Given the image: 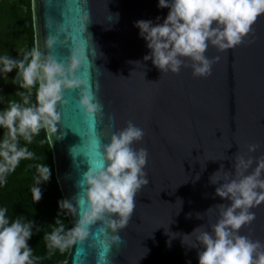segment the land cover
I'll use <instances>...</instances> for the list:
<instances>
[{"label": "water", "instance_id": "obj_1", "mask_svg": "<svg viewBox=\"0 0 264 264\" xmlns=\"http://www.w3.org/2000/svg\"><path fill=\"white\" fill-rule=\"evenodd\" d=\"M158 4L32 0L35 49L43 58L69 62L80 48L85 60L77 76L88 81L103 106L102 114L90 117L79 107L80 89L65 90L61 121L55 132L46 128L60 190L77 207V215L68 214L72 226L82 211L76 199L86 200L85 173L103 159L113 134L133 122L145 133L133 147L149 153L144 169L149 184L138 192L133 216L119 230L121 243L113 242L116 233L99 221L70 246L64 264H199L202 246L191 247L195 235L183 243V235L201 225L211 232L219 210H207L231 203L216 195L218 185L210 177L221 165L234 172L236 154L264 156V15L236 47L220 51L209 45L207 58L218 57L211 75L194 76L191 67L163 74L143 59L151 50L135 26L140 20L162 24L170 9ZM49 39H55L51 47ZM252 144L259 147L250 153ZM251 211L255 220L239 234L264 243V203ZM197 213H205L203 219Z\"/></svg>", "mask_w": 264, "mask_h": 264}, {"label": "clouds", "instance_id": "obj_2", "mask_svg": "<svg viewBox=\"0 0 264 264\" xmlns=\"http://www.w3.org/2000/svg\"><path fill=\"white\" fill-rule=\"evenodd\" d=\"M158 6L170 9L162 24L153 25L150 20L135 24L151 50L143 59L151 60L163 74H179L182 67H191L197 77L211 75L212 65L218 59L205 55L209 45L220 51L236 47L252 31L257 18L264 15V0H159ZM54 43L55 39H49V47ZM185 58L191 63H185ZM84 60L80 48L73 50L69 62H58L51 56L43 58L36 49L27 53L23 60L0 57L5 73L19 69L21 88L31 89L38 85L36 105H30L29 96H24L23 105L12 102L0 113V127L8 130L0 141V184L6 183L7 175L16 170L21 160L34 158L33 152L19 145L20 137L31 143L42 128L56 131L61 121L59 105L67 103L65 90L80 89L79 107L88 116L102 114L103 106L90 91L88 81L77 76ZM144 135L143 129L129 121L126 128L111 136L110 143L104 145L103 159L95 166L90 165L85 173L86 200L76 199L75 204L82 209L78 221L66 230L58 218L55 224L59 227L44 237L49 249L64 251L77 240H84L90 227L99 221L116 233L112 241L121 243L119 230L131 220L138 192L149 184L144 171L148 150L133 147ZM258 147L252 144L248 150L252 153ZM233 169L234 172L225 171L221 165L210 177V183L218 185L216 195L231 201L230 205L217 204L207 210L214 207L219 210V219L211 225V232L201 225L191 234L183 235V243L184 237L195 235L196 242L191 247L202 246L203 250L198 252L199 264H264V243L239 234L243 226L255 220L251 209L264 203V156L236 154ZM37 171L39 177L31 192L34 202L38 203L42 198L39 185L50 180L51 169L40 164ZM59 207L65 214L77 215V207L70 200H61ZM6 213V208L0 209V264H35L28 244L33 235V221L10 222ZM204 214L196 215L203 219ZM188 215L191 217V213Z\"/></svg>", "mask_w": 264, "mask_h": 264}, {"label": "trees", "instance_id": "obj_3", "mask_svg": "<svg viewBox=\"0 0 264 264\" xmlns=\"http://www.w3.org/2000/svg\"><path fill=\"white\" fill-rule=\"evenodd\" d=\"M23 6L26 8L24 17L18 16L12 6L6 9L9 23L6 30L0 32V57L9 56L23 60L27 53L35 49L32 0H23ZM17 36H21L20 38L25 42L26 51L22 53L14 51V41ZM18 72L19 69L14 68L11 73H5L3 65L0 64V113L12 102L23 105L24 96H29L30 105L37 104L38 85L31 89L21 88L22 79L18 77ZM7 131L6 128L0 127V141L4 139ZM19 145L33 152L34 158L21 160L16 170L7 175L6 183L0 184V209H7L6 215L10 222L17 219L22 223L33 221V235L28 244L32 248L35 264H64L70 246L64 251L58 248L49 249L48 242L44 239L47 234L59 227L55 224L58 218L66 230L73 227L68 214L61 212L59 207V202L64 200V197L56 179L53 151L46 128H42L39 134L33 137L31 143L20 137ZM40 164L50 166L51 178L48 182L39 185L42 198L37 203L33 200L31 189L36 186V179L39 177L37 165Z\"/></svg>", "mask_w": 264, "mask_h": 264}, {"label": "rangeland", "instance_id": "obj_4", "mask_svg": "<svg viewBox=\"0 0 264 264\" xmlns=\"http://www.w3.org/2000/svg\"><path fill=\"white\" fill-rule=\"evenodd\" d=\"M12 6L14 11H17L18 16L24 17L26 14V8L23 6V0H0V32L6 30V26L9 23V18L6 16V9ZM5 16V19H4ZM17 36L15 42L14 51L16 53H22L26 51L24 40ZM6 45V44H5Z\"/></svg>", "mask_w": 264, "mask_h": 264}]
</instances>
